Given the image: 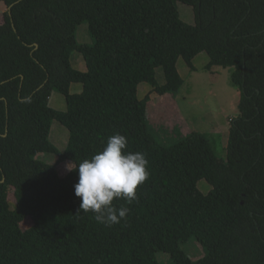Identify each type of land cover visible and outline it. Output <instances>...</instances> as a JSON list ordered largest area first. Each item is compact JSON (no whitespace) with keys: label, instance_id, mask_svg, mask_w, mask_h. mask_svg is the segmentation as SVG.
Here are the masks:
<instances>
[{"label":"trees","instance_id":"obj_1","mask_svg":"<svg viewBox=\"0 0 264 264\" xmlns=\"http://www.w3.org/2000/svg\"><path fill=\"white\" fill-rule=\"evenodd\" d=\"M179 2L193 9L194 25L181 20ZM1 3L0 264H161L158 253L176 264H264V0ZM85 22L92 45L77 40ZM74 52L86 72L72 67ZM204 52L205 71L233 69L240 94L226 158L204 133L167 147L149 127L150 95L179 92V59L195 71ZM142 83L152 90L139 100ZM73 84L81 93H70ZM54 92L65 111L50 107ZM55 121L69 132L63 152L49 140ZM117 133L127 151L146 154L150 175L136 200L114 199L129 212L109 227L79 212L74 186L78 163ZM41 153L57 155L56 164L37 160ZM68 161L74 168L61 177ZM202 180L212 187L207 195L197 188ZM193 238L204 251L198 261L182 250Z\"/></svg>","mask_w":264,"mask_h":264},{"label":"rangeland","instance_id":"obj_2","mask_svg":"<svg viewBox=\"0 0 264 264\" xmlns=\"http://www.w3.org/2000/svg\"><path fill=\"white\" fill-rule=\"evenodd\" d=\"M178 12L182 21L187 24H195L193 9L185 4L177 3ZM7 7L0 4V24L7 12ZM77 40L79 43L92 45L94 43L88 23L85 22L77 29ZM72 67L76 70H86L82 54L74 52L70 58ZM209 63L207 53H202L195 58L193 65L195 71H191L183 59L177 64L178 72L184 80V85L177 93L160 96L157 93L150 95L148 104L149 127L154 137L164 146H172L187 137L192 131L206 134L215 149L222 158H226L227 143L231 122L239 116L240 94L231 85V74L233 69L215 67L210 72L205 71ZM157 81L160 85L165 84V76L162 68L157 69ZM152 90L148 83H142L138 88V98L143 100ZM82 84H73L70 93H81ZM50 107L65 111L66 99L63 94L54 92L49 101ZM49 140L56 148L63 152L68 144L69 132L59 122H53ZM37 160L47 164H56L58 156L51 153H41ZM74 168L71 161L61 163L58 166L59 174L64 177L69 169ZM199 191L207 195L211 185L205 180L197 184ZM12 208L15 205L10 204ZM31 226L30 221L22 224L23 230ZM182 250L193 260L198 261L204 257V251L200 243L193 238L187 244L182 245ZM157 259L161 264H176L166 253H158Z\"/></svg>","mask_w":264,"mask_h":264},{"label":"clouds","instance_id":"obj_3","mask_svg":"<svg viewBox=\"0 0 264 264\" xmlns=\"http://www.w3.org/2000/svg\"><path fill=\"white\" fill-rule=\"evenodd\" d=\"M127 144V138L117 133L108 137L101 151L78 163L74 191L81 200L79 212L95 213L96 221L109 227L129 212L126 207H116L114 199L136 200L138 186L150 175L146 154L127 151Z\"/></svg>","mask_w":264,"mask_h":264},{"label":"crops","instance_id":"obj_4","mask_svg":"<svg viewBox=\"0 0 264 264\" xmlns=\"http://www.w3.org/2000/svg\"><path fill=\"white\" fill-rule=\"evenodd\" d=\"M75 69V68H74ZM76 70V69H75ZM79 71V70H78ZM81 72H86V70H83V71H81ZM72 86L73 85H71V88H72ZM70 91H71V89H70ZM153 94H151V96H152Z\"/></svg>","mask_w":264,"mask_h":264},{"label":"water","instance_id":"obj_5","mask_svg":"<svg viewBox=\"0 0 264 264\" xmlns=\"http://www.w3.org/2000/svg\"><path fill=\"white\" fill-rule=\"evenodd\" d=\"M38 46L36 45V48H37Z\"/></svg>","mask_w":264,"mask_h":264}]
</instances>
